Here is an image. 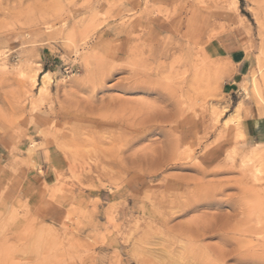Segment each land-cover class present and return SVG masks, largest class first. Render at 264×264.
Listing matches in <instances>:
<instances>
[{
	"label": "rangeland",
	"instance_id": "rangeland-1",
	"mask_svg": "<svg viewBox=\"0 0 264 264\" xmlns=\"http://www.w3.org/2000/svg\"><path fill=\"white\" fill-rule=\"evenodd\" d=\"M201 167L211 205L158 204ZM34 233L54 264H264V0H0V263Z\"/></svg>",
	"mask_w": 264,
	"mask_h": 264
},
{
	"label": "bare ground",
	"instance_id": "bare-ground-1",
	"mask_svg": "<svg viewBox=\"0 0 264 264\" xmlns=\"http://www.w3.org/2000/svg\"><path fill=\"white\" fill-rule=\"evenodd\" d=\"M236 1V0H235ZM256 16V15H255ZM257 17V16H256ZM258 18V17H257ZM183 23V22H182ZM178 25V24H177ZM191 22H190V24L188 23L187 24V35L189 36V37H191L192 39L194 38V36H195V31H194V28L192 27L191 28ZM241 25V24H240ZM175 28H177V27H175ZM180 31V30H179ZM189 39V38H188ZM195 41V40H194ZM188 43V42H187ZM193 44V43H192ZM198 49V48H197ZM200 49V48H199ZM193 50V49H192ZM199 52V51H198ZM196 54V53H195ZM172 55V54H171ZM173 55H175V54H173ZM198 55V54H197ZM197 55H194V56H197ZM194 56H191V52H189V54H188V57H186V59H185V62L187 61L188 63H189V66H191L192 68L191 69H195L194 70V72L195 71H197L198 70V67H199V65H197L196 66V58H194ZM200 57V56H199ZM203 57V56H202ZM197 58H198V56H197ZM198 60V59H197ZM204 60H207V59H204ZM201 61V60H200ZM202 63L204 64V61H202ZM209 65V64H208ZM212 68V67H211ZM111 70V69H110ZM190 70V69H189ZM200 70V69H199ZM198 70V71H199ZM213 70V69H212ZM197 71V72H198ZM203 71H204V68H203ZM111 72V71H110ZM174 72V71H173ZM184 72H186V70L184 71ZM208 72V71H207ZM210 72V71H209ZM106 73V72H105ZM107 74V73H106ZM185 74V73H184ZM195 73H193L192 75L193 76H195L196 77V75L197 74H195ZM35 75V74H34ZM200 75V74H199ZM36 77V76H35ZM139 77H141V76H139ZM145 77V76H144ZM147 77V76H146ZM145 77V78H146ZM185 77V76H184ZM183 77V78H184ZM191 78V80L192 79H194V83L196 84L197 83V81H196V78ZM142 78V77H141ZM145 78H142V80H144L145 81ZM190 78V77H189ZM32 79H33V76H32ZM136 79H138V78H136ZM34 80V79H33ZM140 79H138V81H139ZM188 80V79H187ZM48 82H49V74H48V72L47 71H42V76H41V85L39 86V90L42 92V93H44L45 91H46V88H47V85H48ZM137 82V81H136ZM142 82V81H141ZM139 83V82H138ZM193 83V84H194ZM140 84H143V83H140ZM131 85V84H130ZM133 85V84H132ZM145 85V84H144ZM151 85V83L148 85V86H150ZM154 85V84H153ZM134 86V85H133ZM157 87V86H156ZM135 89V88H134ZM137 89V88H136ZM152 91V90H151ZM40 93V92H39ZM146 93H147V91H146ZM157 93V92H156ZM111 98V97H110ZM117 97H115V99H116ZM89 99V98H88ZM161 99V98H160ZM117 101H119L118 99H116ZM111 101V100H110ZM90 102V101H89ZM109 102V101H108ZM112 102V101H111ZM127 102V101H126ZM101 103H102V101H101ZM118 103H120V102H117V104ZM158 103V102H157ZM162 103V102H161ZM91 104V103H90ZM127 104H128V102H127ZM141 104V103H140ZM111 105H113V104H111ZM129 105V104H128ZM91 106V105H90ZM120 106V105H119ZM158 106V105H157ZM85 107H86V105H85ZM107 107V106H106ZM156 107V106H155ZM165 107V105L164 106H162V109ZM87 108H88V106H87ZM127 108H129V106H127ZM145 108H147V107H145ZM159 109V108H158ZM161 109V110H162ZM146 110V109H145ZM149 109H147V111H148ZM105 111H107L106 109H105ZM111 111V110H110ZM129 111V110H128ZM132 111V110H131ZM130 111V112H131ZM95 113V111H90V112H88V114H86V115H89V116H91V114H94ZM150 114H151V111H150ZM212 114V113H211ZM119 115V114H118ZM133 115V114H132ZM148 115V114H147ZM173 115H174V113H173ZM104 116V115H103ZM139 116V115H138ZM152 116V115H151ZM235 116V115H234ZM134 117V116H133ZM135 118V117H134ZM152 118V117H151ZM174 118V117H173ZM172 118V119H173ZM234 118V117H233ZM150 119V116L149 117H146V121L147 120H149ZM157 119V118H156ZM160 119V118H159ZM218 119V118H217ZM236 119V118H235ZM125 120H126V118H125ZM232 120H234V119H232V118H228V119H226V120H224L225 121V125H229V123H231L232 122ZM237 120V119H236ZM136 121V120H135ZM160 121V120H159ZM159 121H158V123H159ZM166 122H167V120H166ZM177 122V121H176ZM128 123H129V121H128ZM137 123H139V122H137ZM144 123V122H143ZM130 124V123H129ZM176 124V123H175ZM204 124V123H203ZM133 125H134V123H133ZM157 125H159V124H157ZM137 126V125H136ZM130 127H131V129L129 130V132L131 131V130H134V127L133 126H131L130 125ZM227 127V126H226ZM146 129V128H145ZM155 130V129H154ZM132 132V131H131ZM146 131H140L139 133H145ZM239 133H241V131L239 130ZM238 134V133H237ZM133 136V135H132ZM203 136V135H202ZM105 137V136H104ZM131 137V136H130ZM91 138V137H90ZM125 139H128V138H125ZM203 139V138H202ZM136 140V139H135ZM142 140V139H141ZM137 141V140H136ZM176 141H177V139H176ZM178 142V141H177ZM128 144V143H127ZM172 145H174L173 143L171 144L170 143V146L168 147V149L170 148V153H171V151H172V147H174V146H172ZM187 146V145H186ZM179 147H181V146H179ZM130 148V147H129ZM132 148V147H131ZM153 149V148H152ZM181 149V148H180ZM185 149V148H184ZM131 150V149H130ZM140 150V149H139ZM151 150V149H150ZM188 149H186V151H187ZM135 151V150H134ZM175 151V150H174ZM173 151V152H174ZM176 151H177V149H176ZM132 152H133V150H132ZM139 152V151H138ZM152 152V151H151ZM165 152V151H164ZM168 152V153H169ZM184 152V151H183ZM144 153V152H143ZM142 153V154H143ZM200 153H202V152H200ZM132 154V153H131ZM166 154H167V152H166ZM175 154V153H174ZM181 154V153H180ZM153 155H154V152H153ZM152 155V156H153ZM172 155V154H171ZM176 155V154H175ZM188 155H189V153H188ZM139 155H137V157H138ZM143 156H144V154H143ZM142 156V157H143ZM160 156H164L163 154L162 155H160ZM173 156V155H172ZM179 156H181V155H179ZM184 156V155H183ZM186 156V155H185ZM194 156V155H193ZM230 156V155H229ZM129 157V156H128ZM134 157H136V156H134ZM149 157V156H148ZM147 157V158H148ZM190 158H191V156H189ZM188 157V158H189ZM146 158V157H145ZM151 158V157H150ZM180 157H177V159L176 160H178ZM226 158H229V157H227L226 156ZM130 159V158H129ZM144 159V158H143ZM172 159H175V158H172ZM185 159H186V157H185ZM184 158L182 159V160H185ZM133 160V159H132ZM145 160V159H144ZM154 160V159H153ZM192 160V159H191ZM229 160V159H228ZM241 160V159H240ZM130 161V160H129ZM134 161V160H133ZM151 161H152V159H151ZM174 161V160H173ZM242 161V169L244 170V174L245 173H250V174H252L253 176H254V179L256 178V174H255V172H258V167H256V166H253V168L252 169H250V168H247L246 167V163H245V161L244 160H241ZM240 161V162H241ZM134 162H136V161H134ZM144 162V161H143ZM175 162V161H174ZM179 162V161H178ZM178 162H177V164H178ZM196 162H197V160H196ZM230 162V161H229ZM138 163V162H137ZM232 163H233V161H232ZM194 164V163H193ZM197 164V163H196ZM229 164V163H228ZM231 164V163H230ZM239 164V163H238ZM147 165V164H146ZM149 165H151L150 163H149ZM232 165H234V164H232ZM148 166V165H147ZM168 166V165H167ZM204 166V165H203ZM179 167V166H178ZM145 168V167H144ZM208 168V167H207ZM210 169V168H209ZM155 170V169H154ZM152 171V170H151ZM215 172V171H214ZM213 172V170H206L204 167H201L200 168V173H201V177H200V179H195V180H185V181H183L185 184H187L186 185V188H185V196L188 198V200L187 201H185V202H179L178 200H170L169 202H167L166 201V198H161L162 200L158 203L159 205H161V204H167L168 203V206H170V207H174V208H177L178 210H179V212H182V213H186V212H188V211H190V210H195L198 206H201V205H211L212 203L210 202L211 200H214L215 198L214 197H217V195L216 196H214L215 195V193L217 192V191H222L223 189H224V187H225V183H224V181L223 182H204L203 180H204V176L206 175V174H209V173H214ZM242 174H243V172H242ZM243 174V175H244ZM198 175V174H197ZM167 176V175H166ZM210 176V175H209ZM213 176V175H212ZM198 178V177H197ZM181 179V178H180ZM203 179V180H202ZM221 179V178H220ZM98 180V179H97ZM182 180V179H181ZM222 180V179H221ZM176 182V181H175ZM89 183V182H88ZM230 183V182H229ZM228 183V184H229ZM179 184V183H178ZM181 184V183H180ZM227 185V184H226ZM86 186V185H85ZM182 189V188H181ZM180 192V191H179ZM145 195V194H144ZM221 195V194H220ZM223 195V194H222ZM168 197V196H167ZM223 197V196H222ZM175 198V197H174ZM176 198H177V196H176ZM219 198V197H218ZM149 200V199H148ZM218 200V199H217ZM97 201V200H96ZM215 204L216 205H218V202L217 201H215ZM220 204V203H219ZM208 207V206H207ZM218 207V206H217ZM202 212V211H201ZM203 214H206V212L204 213L203 212ZM184 215V214H183ZM203 217H204V215H203ZM213 217V216H212ZM212 217H209V218H212ZM218 217V216H217ZM201 218H202V216H201ZM207 219V218H206ZM211 220V219H210ZM192 222H194V224H195V229L197 230L200 226H202V221L201 220H197V221H192ZM205 223V222H204ZM167 225V224H166ZM227 227V226H226ZM156 228V227H155ZM202 228V227H201ZM229 228V227H228ZM35 230L37 229V228H34ZM41 230H43V229H41ZM191 230L192 229H190V227H188V225L185 227V229H184V235H186V236H193L195 233H191ZM37 231H38V229H37ZM219 231V230H218ZM34 232V231H33ZM48 232V231H47ZM38 233V232H37ZM37 233H34V234H30L29 236H25V237H17L16 238V240L17 241H19L18 243H20V241H23L25 244H26V246H24V249L25 250H22V251H20V250H16V251H20V253H21V255H24V254H26V255H24V256H22L21 258H23L24 260L26 259L27 260V262H29L30 264H54V258L56 257L55 256V251L54 250H56V249H53V241H52V238L50 237V236H44L43 234H41V235H39V234H37ZM42 233H43V231H42ZM50 233V230H49V232L47 233V234H49ZM53 233V232H52ZM14 234V233H13ZM44 234H45V232H44ZM11 236V235H10ZM1 238V237H0ZM12 238V237H11ZM186 238V237H185ZM3 241L1 240V245L3 244L2 243ZM22 244V243H21ZM55 244V243H54ZM18 247V246H17ZM2 248V247H1ZM1 248H0V251H2L1 250ZM22 249H23V247H22ZM219 249V248H218ZM8 250V249H7ZM214 250H216V249H214ZM223 250V249H222ZM221 250V251H222ZM86 251V250H85ZM219 251V250H218ZM217 251V252H218ZM5 252V251H4ZM78 252V251H77ZM63 253H65V252H63ZM80 253V252H79ZM85 253V252H84ZM214 253V252H213ZM226 253V252H225ZM0 254H1V252H0ZM67 254V253H66ZM80 254H82V253H80ZM79 254V255H80ZM217 254H219V253H217ZM6 255V254H5ZM68 255V254H67ZM222 255V254H221ZM8 256H9V254H8ZM55 256V257H54ZM6 257V256H5ZM4 257V258H5ZM194 257V256H193ZM18 258V257H17ZM20 258V259H21ZM219 259L221 258L220 256L218 257ZM23 259H21V261L23 260ZM69 259V258H68ZM181 259V258H180ZM61 260H63V259H61ZM183 260V259H182ZM181 260V261H182ZM191 260H193V259H191ZM190 260V261H191ZM222 260V259H221ZM3 261V260H2ZM92 261V260H91ZM194 261V260H193ZM10 262H12V261H10ZM26 262V261H25ZM173 262V261H172ZM175 262V261H174ZM2 263V262H1ZM0 263V264H1ZM57 263H59V262H56V264ZM93 263V262H92ZM91 263V264H92ZM122 263V262H121ZM3 264V263H2ZM9 264V263H8ZM16 264V263H15ZM18 264V263H17ZM22 264H24V263H22Z\"/></svg>",
	"mask_w": 264,
	"mask_h": 264
},
{
	"label": "crops",
	"instance_id": "crops-1",
	"mask_svg": "<svg viewBox=\"0 0 264 264\" xmlns=\"http://www.w3.org/2000/svg\"><path fill=\"white\" fill-rule=\"evenodd\" d=\"M226 45V42H224ZM240 43V42H239ZM241 45V43H240ZM228 47V46H227ZM242 48V45H241ZM230 48L226 49L223 46V49L226 53V55L231 59V61L236 66V71L238 74H244L247 71H249L251 64H250V57L247 56V54L244 52L243 48ZM247 118H250V115L246 116Z\"/></svg>",
	"mask_w": 264,
	"mask_h": 264
}]
</instances>
